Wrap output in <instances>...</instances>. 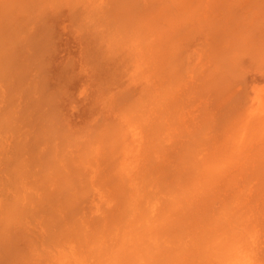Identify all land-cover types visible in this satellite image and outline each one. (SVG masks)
I'll return each instance as SVG.
<instances>
[{
  "label": "bare ground",
  "instance_id": "bare-ground-1",
  "mask_svg": "<svg viewBox=\"0 0 264 264\" xmlns=\"http://www.w3.org/2000/svg\"><path fill=\"white\" fill-rule=\"evenodd\" d=\"M0 264H264V0H0Z\"/></svg>",
  "mask_w": 264,
  "mask_h": 264
},
{
  "label": "rangeland",
  "instance_id": "rangeland-1",
  "mask_svg": "<svg viewBox=\"0 0 264 264\" xmlns=\"http://www.w3.org/2000/svg\"><path fill=\"white\" fill-rule=\"evenodd\" d=\"M56 43H57V46H58L61 42L57 41ZM60 47H61V46H60Z\"/></svg>",
  "mask_w": 264,
  "mask_h": 264
}]
</instances>
